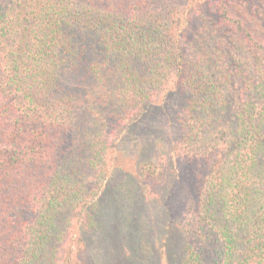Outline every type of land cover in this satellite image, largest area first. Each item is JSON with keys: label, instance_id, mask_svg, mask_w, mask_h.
<instances>
[{"label": "trees", "instance_id": "trees-1", "mask_svg": "<svg viewBox=\"0 0 264 264\" xmlns=\"http://www.w3.org/2000/svg\"><path fill=\"white\" fill-rule=\"evenodd\" d=\"M155 107L135 168L164 229L124 213L112 264H264V0H0V264H98L104 193L137 196L109 157Z\"/></svg>", "mask_w": 264, "mask_h": 264}, {"label": "rangeland", "instance_id": "rangeland-1", "mask_svg": "<svg viewBox=\"0 0 264 264\" xmlns=\"http://www.w3.org/2000/svg\"><path fill=\"white\" fill-rule=\"evenodd\" d=\"M170 104L171 101H169V105ZM161 108L155 107L149 117L135 127L134 133L130 135V139L127 143L121 145V151L116 154L114 159H111L112 156L109 157V163L113 164L112 173L114 172L115 175H112L109 179L107 183L109 185L106 190L113 185L116 190L122 191L124 176L127 177L130 174L132 175L131 177L135 179L137 185V196L133 204H127L125 203L126 199H121L119 203H121L124 208L123 212H121L116 207L119 204H114L113 207L112 199H108L107 194L104 193L101 206L104 218L108 217V219H105L107 236H102L100 232L97 235H90L89 237L90 252H92V256L97 260L98 264H112L114 259L121 261L125 260L128 254L123 247L124 245L127 247L128 252H130V247L128 246L129 241L127 237H125L127 228L121 223V219L127 211H131L136 216V221L140 222L142 220L146 223L148 229L150 228V233H155L158 230L162 231L164 229V218L155 216L153 204H150L148 201L144 190L142 188L140 189L137 178L138 172L135 168V155L137 153V148L135 149V146L138 145L139 142H143L140 151L146 146L144 151L141 152L143 158H149L154 155L153 152L156 150L154 147L157 138L159 136H164L166 139L169 138V133L171 131V125L169 123V120H171L170 114L167 113L168 110L165 112V110ZM124 145H128L130 151L125 152ZM161 192L164 193V191ZM163 207L164 203L158 204V208L163 209ZM177 214L178 210L176 208L172 217H176ZM168 234V239L171 237L177 240L181 236L178 228H170ZM166 246H168V244H166ZM157 253H159L158 250ZM160 255L161 254H159V256Z\"/></svg>", "mask_w": 264, "mask_h": 264}]
</instances>
